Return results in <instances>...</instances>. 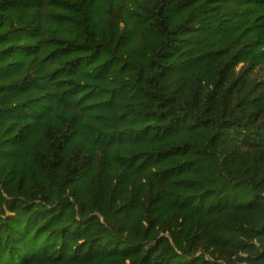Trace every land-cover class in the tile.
<instances>
[{
	"label": "trees",
	"instance_id": "16d2710c",
	"mask_svg": "<svg viewBox=\"0 0 264 264\" xmlns=\"http://www.w3.org/2000/svg\"><path fill=\"white\" fill-rule=\"evenodd\" d=\"M0 264H264V0H0Z\"/></svg>",
	"mask_w": 264,
	"mask_h": 264
},
{
	"label": "rangeland",
	"instance_id": "374dc122",
	"mask_svg": "<svg viewBox=\"0 0 264 264\" xmlns=\"http://www.w3.org/2000/svg\"><path fill=\"white\" fill-rule=\"evenodd\" d=\"M97 94V99H104L105 96L101 93ZM128 95L123 93L119 95L114 103L109 107L107 114L101 118H95L90 113H85V119H91L95 121L101 128L111 129L112 127H124L127 125L126 119L120 116V112L123 110L125 102L128 100ZM100 97V98H99Z\"/></svg>",
	"mask_w": 264,
	"mask_h": 264
}]
</instances>
